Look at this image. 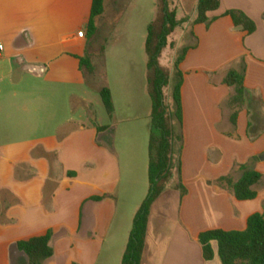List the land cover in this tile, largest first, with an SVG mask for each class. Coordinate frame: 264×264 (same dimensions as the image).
<instances>
[{
	"label": "crops",
	"instance_id": "crops-1",
	"mask_svg": "<svg viewBox=\"0 0 264 264\" xmlns=\"http://www.w3.org/2000/svg\"><path fill=\"white\" fill-rule=\"evenodd\" d=\"M182 2V36L189 34L194 43L180 40L172 67L183 45H196L181 64L187 194L181 198L168 189L153 205L142 264H221L218 256L205 261L200 234L243 232L251 216L264 214V0H221L220 9L209 14L216 18L209 26L193 25L199 0ZM93 4L0 0V264H28L17 242L49 231L54 255L45 264H122L149 193L148 185L135 207L121 211V133L117 123H98L80 68L91 41ZM230 10L254 21L255 33L236 28L225 16ZM80 31L86 38H79ZM242 60L248 97L233 125L229 101L235 91L224 79ZM25 64L45 71L35 75ZM147 111L150 120L152 105ZM150 133L151 121L145 143ZM254 157L261 159L252 168L263 175L254 187L256 199L239 201L214 185ZM143 159L141 171L148 175L149 157Z\"/></svg>",
	"mask_w": 264,
	"mask_h": 264
},
{
	"label": "trees",
	"instance_id": "trees-1",
	"mask_svg": "<svg viewBox=\"0 0 264 264\" xmlns=\"http://www.w3.org/2000/svg\"><path fill=\"white\" fill-rule=\"evenodd\" d=\"M106 0H94L92 16L88 28L91 41L97 34L95 22L105 11ZM157 15L148 27L146 40L147 82L152 101L151 133L149 138V193L137 212L122 264H142L149 220L153 205L168 189H176L181 198L187 194L182 179V153L184 148L183 101L182 87L184 75L181 64L187 53L195 46H187L178 51L171 69L161 65V57L169 43V37L183 24L178 19L177 8L172 7L171 0H157ZM221 0H199L197 16L193 25L209 26L215 19L209 14L220 9ZM225 16L232 18L236 28L249 35L257 27L244 12L230 10ZM80 68L86 76L95 72L88 57L80 59ZM246 64L242 60L239 69H231L224 79L225 84L234 88V95L229 104L233 110L231 121L236 125L239 111L247 104L245 88ZM107 113L112 117L115 107L112 93L108 88L100 91ZM108 130L100 127L99 131ZM254 157L249 165H239L235 172L218 179L214 185L233 193L239 201H251L257 198L254 187L262 180L263 175L255 171L252 165L260 161ZM239 174L238 180L235 175ZM103 198H95L101 201ZM53 232L19 241L17 250L27 257L28 264H45L53 257L51 246ZM205 261L212 262L218 256L221 264H264V214H255L248 220L247 229L243 232L212 230L199 236ZM217 245V251L215 250Z\"/></svg>",
	"mask_w": 264,
	"mask_h": 264
},
{
	"label": "rangeland",
	"instance_id": "rangeland-1",
	"mask_svg": "<svg viewBox=\"0 0 264 264\" xmlns=\"http://www.w3.org/2000/svg\"><path fill=\"white\" fill-rule=\"evenodd\" d=\"M182 1L171 0L183 24L169 37L168 46L162 54L160 62L165 68L172 67L173 55L180 40L183 39L188 45L194 43L189 34L182 36L187 25ZM157 6V0H106L104 14L95 22L97 34L89 42L83 57H88L95 68L92 76L85 77L88 97L93 104L91 110L100 126L117 123L116 127L121 133L117 142L123 169L121 190L124 193L119 198L121 211L128 209L129 205L135 207L144 188L150 186L149 176L141 171L143 158L148 160L149 157L147 145L150 136L145 143L144 135L145 131L150 130L147 110L152 105L146 91L148 71L145 41L148 27L156 18ZM184 47L187 46L183 45L180 50ZM103 88H108L112 93L115 107L112 117L107 113L100 94ZM88 114L89 111L86 112Z\"/></svg>",
	"mask_w": 264,
	"mask_h": 264
},
{
	"label": "water",
	"instance_id": "water-1",
	"mask_svg": "<svg viewBox=\"0 0 264 264\" xmlns=\"http://www.w3.org/2000/svg\"><path fill=\"white\" fill-rule=\"evenodd\" d=\"M19 63L23 64V61L19 60ZM23 67H24L25 71L31 72V73H33L35 75H41L45 71L44 67H37V66H34V65H26L25 64V65H23ZM246 97H248V94L246 95Z\"/></svg>",
	"mask_w": 264,
	"mask_h": 264
},
{
	"label": "built area",
	"instance_id": "built-area-1",
	"mask_svg": "<svg viewBox=\"0 0 264 264\" xmlns=\"http://www.w3.org/2000/svg\"><path fill=\"white\" fill-rule=\"evenodd\" d=\"M78 36H79V38H86V32L85 31H80L78 33Z\"/></svg>",
	"mask_w": 264,
	"mask_h": 264
}]
</instances>
